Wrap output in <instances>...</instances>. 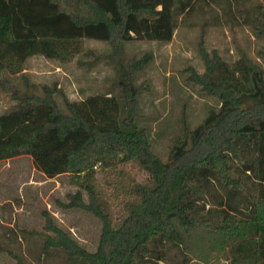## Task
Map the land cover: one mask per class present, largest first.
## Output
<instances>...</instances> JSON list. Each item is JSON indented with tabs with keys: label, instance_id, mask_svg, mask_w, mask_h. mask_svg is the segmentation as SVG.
<instances>
[{
	"label": "trees",
	"instance_id": "16d2710c",
	"mask_svg": "<svg viewBox=\"0 0 264 264\" xmlns=\"http://www.w3.org/2000/svg\"><path fill=\"white\" fill-rule=\"evenodd\" d=\"M192 1L0 0V75L21 71L33 54L61 62L93 54L84 51L85 38L119 50L128 40L168 41L177 14ZM262 9L250 12L249 25L264 40ZM198 53L204 69L186 67L185 80L218 105L195 126L185 124L168 160L138 124L133 99L123 105L113 93L71 100L55 82L0 112V159L30 154L49 177L73 174L79 188L59 204L101 221L97 246L88 250L43 211L42 229L28 230L41 239L42 254L62 250L81 264H218L220 257L227 264H264V67L240 48L227 61L206 47L203 31ZM258 53L264 60V47ZM247 100L248 110L242 106ZM123 161L137 162L149 178L129 174L115 182L122 206L115 216L95 167ZM8 253L15 264H27L24 255Z\"/></svg>",
	"mask_w": 264,
	"mask_h": 264
},
{
	"label": "rangeland",
	"instance_id": "374dc122",
	"mask_svg": "<svg viewBox=\"0 0 264 264\" xmlns=\"http://www.w3.org/2000/svg\"><path fill=\"white\" fill-rule=\"evenodd\" d=\"M261 7L264 10V0H193L188 9L177 14V25L168 41L128 40L121 42L119 50L112 42L85 38L84 51L92 50L93 54L80 52L66 62L39 53L30 55L21 71H2L0 112L13 106L19 96L40 93L43 85L55 82L71 100L92 93H113L123 105L133 99L138 124L148 129L154 151L168 160L171 142L182 134L185 124L195 126L211 106L218 105L216 97L185 80L186 67L200 72L204 69L198 53L201 31L206 47L216 48L227 61H234L240 48L264 67L258 53L264 40L249 25L250 12ZM145 54L148 57L141 67L133 68V61ZM55 99L64 108L61 95L56 94ZM242 106L248 110L250 102L244 101ZM95 169L115 216L122 211L115 182L129 174L138 181L149 178L135 161ZM78 181L70 173L47 176L34 166L30 154L0 159V264H15L9 250L24 255L27 264H81L68 259L62 250L42 254L41 239L28 230L42 229L43 211L78 243L95 250L100 219L88 210L59 204L79 188ZM227 263V258L220 257L218 264Z\"/></svg>",
	"mask_w": 264,
	"mask_h": 264
},
{
	"label": "water",
	"instance_id": "95a60500",
	"mask_svg": "<svg viewBox=\"0 0 264 264\" xmlns=\"http://www.w3.org/2000/svg\"><path fill=\"white\" fill-rule=\"evenodd\" d=\"M29 92H27V94H28Z\"/></svg>",
	"mask_w": 264,
	"mask_h": 264
}]
</instances>
